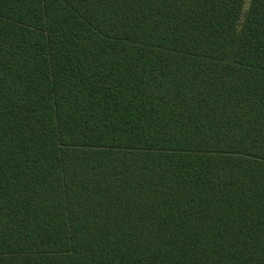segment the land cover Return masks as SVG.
Returning <instances> with one entry per match:
<instances>
[{
  "label": "trees",
  "instance_id": "1",
  "mask_svg": "<svg viewBox=\"0 0 264 264\" xmlns=\"http://www.w3.org/2000/svg\"><path fill=\"white\" fill-rule=\"evenodd\" d=\"M0 0V264H264V0Z\"/></svg>",
  "mask_w": 264,
  "mask_h": 264
},
{
  "label": "rangeland",
  "instance_id": "2",
  "mask_svg": "<svg viewBox=\"0 0 264 264\" xmlns=\"http://www.w3.org/2000/svg\"><path fill=\"white\" fill-rule=\"evenodd\" d=\"M251 0H246L245 3V7H244V13L246 12V10L248 9L249 5H250Z\"/></svg>",
  "mask_w": 264,
  "mask_h": 264
}]
</instances>
